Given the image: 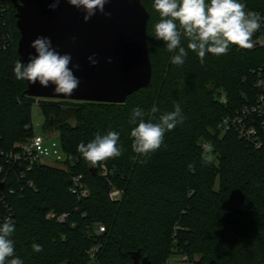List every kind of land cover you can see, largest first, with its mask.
<instances>
[{"label": "trees", "instance_id": "16d2710c", "mask_svg": "<svg viewBox=\"0 0 264 264\" xmlns=\"http://www.w3.org/2000/svg\"><path fill=\"white\" fill-rule=\"evenodd\" d=\"M153 2L141 0L149 13L150 84L117 104L28 96L26 80H17L13 72L20 37L16 10L12 0H0V37H11L0 49V151H14L16 142L33 134L29 114L36 102L44 114L42 129L56 132L63 151L75 158L67 170L40 164L21 176L16 164L0 156V190L15 225L10 238L24 264H132L137 254L139 264H163L172 254L185 256L189 264H264V132L256 148L234 129L219 128L223 116L256 93L264 46H232L227 55L209 54L203 63L188 50L184 64L174 65L175 53L155 38L159 14ZM240 2L247 10L264 13V0ZM182 46L187 49L186 40ZM175 103L184 122L165 134L166 147L147 163H139L140 157L134 161L130 132L135 125L128 122L132 109L149 112L155 105L158 118L173 111ZM109 130L120 134L123 154L90 165L77 146ZM202 142L212 147L207 164L201 161ZM190 163L194 172L188 170ZM101 165L110 184L101 175ZM73 174L83 175L86 197L78 199L70 192ZM111 187L122 189L120 199H109ZM51 211L68 214L60 221L47 217ZM96 224L104 231L95 233ZM33 243L43 245V251L34 252Z\"/></svg>", "mask_w": 264, "mask_h": 264}, {"label": "clouds", "instance_id": "9594fccd", "mask_svg": "<svg viewBox=\"0 0 264 264\" xmlns=\"http://www.w3.org/2000/svg\"><path fill=\"white\" fill-rule=\"evenodd\" d=\"M61 2L82 10L85 22L97 12L106 17L111 16L110 12L104 10L111 0H52L51 8L54 10ZM153 8L159 14L154 26L155 38L164 42L168 52L175 53L171 62L177 66L184 64L188 50L203 63L209 54L217 57L227 55L232 46L252 49L253 36L264 21V17L256 11L247 10L240 0H154ZM182 40L187 41V49L182 46ZM30 47L35 50V55H30L27 63L17 61L13 68L17 80L38 83L43 88L54 86L53 91L58 95L70 96L79 88L80 79L74 74L73 67L79 69L80 65H72L71 54H61L52 46L51 39L43 36L34 39ZM88 60L93 66L98 63L95 54L89 56ZM108 62L111 63V59ZM159 111L155 105L149 112L140 107L132 109L128 121L130 125H135L130 132L131 148L135 153L132 159L135 161L140 157L141 164L147 163L161 147H166L165 134L184 122L179 103L174 104L173 111L162 113L157 118L155 114ZM119 140L120 134L109 130L105 135L97 134L88 143L81 142L77 151L87 163L96 166L123 154ZM211 151L210 145L204 146L202 163L211 162ZM188 170L195 171L194 163L188 164ZM14 231L15 225L11 218L0 226V264H24L15 255V243L10 238ZM31 247L34 252L43 251V245L33 243Z\"/></svg>", "mask_w": 264, "mask_h": 264}, {"label": "water", "instance_id": "95a60500", "mask_svg": "<svg viewBox=\"0 0 264 264\" xmlns=\"http://www.w3.org/2000/svg\"><path fill=\"white\" fill-rule=\"evenodd\" d=\"M12 2L20 34L18 61L27 63L29 56L35 55L31 42L43 36L50 38L61 54H71L72 65H80L79 69L73 67L80 86L72 95H58L54 86L43 88L26 80L28 96L121 104L128 95L150 84L152 69L146 39L149 13L141 0H111L104 9L110 17L97 12L87 22L82 10L66 2L54 10L52 0ZM93 54L98 60L95 66L88 60ZM139 259L137 254L132 264H139Z\"/></svg>", "mask_w": 264, "mask_h": 264}, {"label": "built area", "instance_id": "2783aa9c", "mask_svg": "<svg viewBox=\"0 0 264 264\" xmlns=\"http://www.w3.org/2000/svg\"><path fill=\"white\" fill-rule=\"evenodd\" d=\"M261 17H264V13L258 12ZM11 37L7 34L0 37V49H3L10 42ZM254 47L264 46V21L261 22V27L258 31V35L253 39ZM254 81V89L256 93L248 103L243 104L237 108L233 113L226 114L222 117L219 128L221 130L234 129L239 138L249 142L254 147L258 148L261 145L260 134L264 132V65L256 73ZM38 100V98H36ZM56 137V134L48 132V134H33L23 140L14 144V151L2 153L4 162H13L16 164V170L22 176L25 171H30L36 165H52L64 168L67 170L69 165L75 163V158L72 155L66 154V158L63 160L60 153L57 152L54 147L57 144L52 139ZM52 140V141H51ZM210 145L207 142H202L201 147ZM58 163L60 165H55ZM3 169V163H0V172ZM107 168L105 165H101V175L106 178L108 184L110 182L107 178ZM70 192L74 194L78 199L86 197L89 193L86 182L84 181L82 174H73L71 176ZM29 186H32L31 180L27 181ZM123 191L111 187L108 192L110 200L120 199ZM66 212L55 214L54 212L47 213V217H57V220L63 221L67 217ZM13 219V212L8 204L5 202L4 195L0 190V223H4L6 219ZM104 231L102 224H96L95 233H101ZM95 248L90 249V257H94ZM163 264H171V260L167 258Z\"/></svg>", "mask_w": 264, "mask_h": 264}, {"label": "rangeland", "instance_id": "374dc122", "mask_svg": "<svg viewBox=\"0 0 264 264\" xmlns=\"http://www.w3.org/2000/svg\"><path fill=\"white\" fill-rule=\"evenodd\" d=\"M1 61V60H0ZM36 101V100H35ZM30 122L33 127V131L38 134H48V132L44 131L42 129V121L44 120V114L42 113L41 108L38 106V104L32 103L30 107V114H29ZM54 134L56 132L54 131H49ZM53 141L56 142L57 147H54V149L57 150V152L60 153L62 159L64 160L66 158V153L63 151L59 136L56 134V137L52 139ZM51 140V141H52ZM55 165H60L58 163H54ZM169 259L171 260V264H189L188 261L185 259V256H182L180 254H172Z\"/></svg>", "mask_w": 264, "mask_h": 264}]
</instances>
